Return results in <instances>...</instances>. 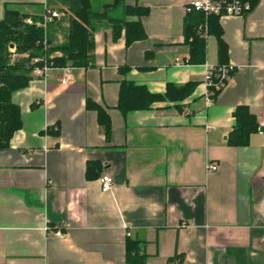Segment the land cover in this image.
I'll use <instances>...</instances> for the list:
<instances>
[{"label": "crops", "instance_id": "obj_1", "mask_svg": "<svg viewBox=\"0 0 264 264\" xmlns=\"http://www.w3.org/2000/svg\"><path fill=\"white\" fill-rule=\"evenodd\" d=\"M189 1L124 0L147 9L126 18L140 20L144 39L126 44L124 29L114 38L108 21H96L90 66L45 76L34 69L12 93L21 127L0 150V264H124L127 238L139 242L146 264H264V0L242 16L219 18L235 70L210 104L202 64L186 63ZM5 8L29 17L58 10L47 29L53 44L64 41L62 0H0V20ZM205 39V63L216 64L217 41ZM123 80L151 93L168 83L195 87L179 103L123 115L116 108ZM87 99L107 111L109 140ZM239 105L259 129L248 145L229 146ZM89 162L98 164L87 177ZM207 162L217 170L207 173ZM103 174L113 180L109 192L101 190Z\"/></svg>", "mask_w": 264, "mask_h": 264}, {"label": "trees", "instance_id": "obj_2", "mask_svg": "<svg viewBox=\"0 0 264 264\" xmlns=\"http://www.w3.org/2000/svg\"><path fill=\"white\" fill-rule=\"evenodd\" d=\"M62 1L69 13L68 27L64 41L58 44L52 43L47 28L44 31L36 24L41 21L42 15H32L30 18L33 22L28 24L25 21L29 17L28 14L12 8L4 10L3 18L0 20V150L8 147L14 132L21 127L20 109L13 103L12 93L28 85L34 69L42 68L44 65L49 68L90 66L93 61V32L96 21H108L113 26L114 38L119 35L120 29H124L126 44L144 39L146 36L140 20H126L127 17H140L147 12V9L138 5H126L124 0H111L96 9L92 5V0ZM242 1L248 3L249 12L259 0ZM117 12L119 15H115ZM204 26L207 27V35H213L217 41L216 64L227 63V49L221 38L219 17L205 16L201 12L188 13L184 20L183 42L188 46L186 63L194 65L205 62L206 39L200 30V27ZM10 46L14 48L13 52H10ZM55 52H59L60 55H55ZM34 59L37 61L33 62ZM216 81L218 82V78L215 77L214 82ZM194 87L195 82H187L180 86L168 83L164 93H151L143 85L123 80L120 83L116 108L126 115L130 111L149 109L158 101L179 103L192 93ZM86 108L96 111L98 124L105 139L109 140L111 123L105 108L89 99L86 100ZM232 116L234 123L227 134V145L235 147L248 145L251 134L259 129L257 118L246 105L237 106ZM96 164L98 163H88L87 177H90L91 170ZM138 243L137 240L126 239L124 264H146V256L139 252ZM182 261L181 255L178 262Z\"/></svg>", "mask_w": 264, "mask_h": 264}, {"label": "built area", "instance_id": "obj_3", "mask_svg": "<svg viewBox=\"0 0 264 264\" xmlns=\"http://www.w3.org/2000/svg\"><path fill=\"white\" fill-rule=\"evenodd\" d=\"M249 9V5L247 2L242 0H191L183 6V10L186 14L192 12H201L205 16L208 15H215L219 18L223 16H242L244 15L247 10ZM60 16L59 11L54 9H46L42 14L41 21L37 22L36 24L43 28L45 31L48 24L53 22ZM26 23L31 24L33 21L30 17L26 18ZM202 31V36L207 37V27L204 26L203 28L200 27ZM37 60L34 59L33 62ZM176 65H181L178 60L175 62ZM204 68V84L206 86V92L204 94V101L205 104H210L213 99L215 98L217 92H219L226 84V81L230 78L231 74L235 70V66L230 63H225L221 65L217 64H209L203 63ZM51 69L47 65H44L42 68H36V70L42 74L46 75L47 71ZM68 69V68H66ZM218 78V82H214V78ZM69 79V73L67 72L65 75V80ZM213 128V126H211ZM217 170V164L214 162H207L205 164V171L214 172ZM112 178L107 175L103 174L99 177V183L101 190L103 192H109L112 186ZM184 225V224H183ZM54 235L57 238H63L64 234L60 231H56Z\"/></svg>", "mask_w": 264, "mask_h": 264}, {"label": "rangeland", "instance_id": "obj_4", "mask_svg": "<svg viewBox=\"0 0 264 264\" xmlns=\"http://www.w3.org/2000/svg\"><path fill=\"white\" fill-rule=\"evenodd\" d=\"M59 17H61V14H60ZM59 17H58V18H59ZM58 18H57V19H58ZM57 44H58V43H57ZM9 49H10V52H13V49H14V48L10 46Z\"/></svg>", "mask_w": 264, "mask_h": 264}]
</instances>
